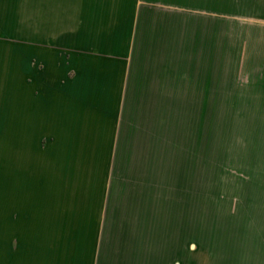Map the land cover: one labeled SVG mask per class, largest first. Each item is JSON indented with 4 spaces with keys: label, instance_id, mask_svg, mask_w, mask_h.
I'll return each instance as SVG.
<instances>
[{
    "label": "rangeland",
    "instance_id": "374dc122",
    "mask_svg": "<svg viewBox=\"0 0 264 264\" xmlns=\"http://www.w3.org/2000/svg\"><path fill=\"white\" fill-rule=\"evenodd\" d=\"M78 1L0 0V264H264V98L190 61L188 0L144 13L165 34L127 68L115 147L69 146L59 113L39 132L32 75H76Z\"/></svg>",
    "mask_w": 264,
    "mask_h": 264
},
{
    "label": "crops",
    "instance_id": "0c3cea01",
    "mask_svg": "<svg viewBox=\"0 0 264 264\" xmlns=\"http://www.w3.org/2000/svg\"><path fill=\"white\" fill-rule=\"evenodd\" d=\"M179 2L181 0L78 1L80 13L75 27L72 26L75 30L61 32L77 33L76 44L72 43L71 48L72 52H77L76 58L68 60L76 67V75L60 78L59 82L49 80L48 72L40 78L32 75L31 93L34 95L30 97L29 109L32 114L35 108L39 132L46 130L50 112L59 113L62 131L67 128L71 132L69 146L79 145L84 130L81 128L87 126V130L94 133L89 135L94 141H102L101 146L115 147L117 104L118 100L126 98L127 81L132 73L127 68L133 66L138 51L158 50L155 46L158 42L162 45L160 38L165 34L164 30L160 34L159 30L148 32L144 13L154 10L152 28L158 27L165 14L185 9V6L169 5ZM187 11L190 61L198 60L195 65L204 68L200 72L207 76L210 69L219 64L215 62L219 59L223 61L221 66L228 64V73L235 74L238 82L243 77L250 83L249 90L254 97L264 98V0H188ZM161 24L166 25L165 21ZM53 49L60 54L59 61L63 64L66 61L64 50L69 48ZM160 50L166 49L161 46ZM78 52L87 56L82 58Z\"/></svg>",
    "mask_w": 264,
    "mask_h": 264
}]
</instances>
